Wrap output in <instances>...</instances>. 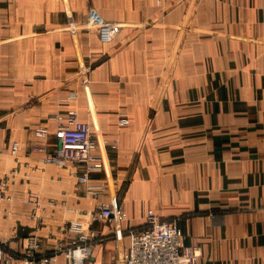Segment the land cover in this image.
Wrapping results in <instances>:
<instances>
[{"label":"crops","instance_id":"crops-1","mask_svg":"<svg viewBox=\"0 0 264 264\" xmlns=\"http://www.w3.org/2000/svg\"><path fill=\"white\" fill-rule=\"evenodd\" d=\"M149 2L137 18L152 25L131 32L138 34L141 62L126 64L140 67L141 74L122 81L164 87L155 89V104L142 105L139 117H129L122 130L116 129L117 112L97 105L95 156L104 167L91 173L90 185L105 191L91 204V229L99 237L85 264H122L130 234L143 227L149 211L176 221L183 246L198 251L196 264H264V0H188L186 11L156 10ZM51 3L0 0V147L7 146L9 127L14 132L45 126L53 134L58 116L72 106L73 100L63 99L69 95L66 86L36 83L35 43L13 41L20 13L35 18L50 13ZM151 68L157 71L148 74ZM124 97L131 98V91ZM76 106L84 121L82 104ZM33 143L57 147L55 137L25 147ZM43 157L38 152L37 158H17L36 164L39 168L27 173L43 181L14 183L0 204V241L9 248L3 247L5 255L13 256L10 264H22L23 240L35 233L29 195L38 193L46 213L52 176L60 172L63 183L76 172L45 164ZM9 160L0 158L1 172L12 170L5 165ZM80 190L83 201L86 186ZM103 202L117 205L125 220L116 226L97 219L95 207ZM56 246L49 239L41 253L50 256ZM53 264L68 263L59 253Z\"/></svg>","mask_w":264,"mask_h":264},{"label":"rangeland","instance_id":"rangeland-1","mask_svg":"<svg viewBox=\"0 0 264 264\" xmlns=\"http://www.w3.org/2000/svg\"><path fill=\"white\" fill-rule=\"evenodd\" d=\"M149 1L156 10H188V0ZM144 4H146L145 0H52L50 13L43 12V14H37L35 18H31V16L27 18L25 10V13L21 12L20 17L15 20L18 23L19 31L15 35L14 43H35L36 61L32 76L36 83L50 84L52 89L66 86L69 95L63 99L68 102L73 100V102L69 104L72 106L65 117L68 113H74L79 121L87 123L91 128L90 136L94 145L96 134L93 115L96 114L97 105L105 111L117 112L115 116L116 129L122 130L129 124V117H139V108L142 105L155 104V89L164 87L162 83L151 82L140 85V81L133 84H130L129 81L128 83L122 81L124 78L134 79L129 75L131 73L141 74L140 67L126 66V64L131 61L133 63L141 62L139 44L135 45V43H139L138 34L131 36V32L135 29L141 31V28L152 25L150 21L137 18ZM161 4L162 6H160ZM202 4L197 1V6L201 7ZM24 7L26 9V5L20 6L21 9ZM133 40L135 42H132ZM22 53L19 51L17 55L20 56ZM125 59H128L127 63H125ZM156 71V68L147 70L148 74H154ZM125 91L128 94L131 91L132 97H124ZM108 94H111L112 97L108 98ZM76 102L82 104L84 110L82 109L80 112L84 111L86 117L84 121L78 117L80 114ZM122 120H126L127 123L122 124ZM4 122L7 126L8 119H4ZM22 129L11 132L13 130L9 127L4 142L7 146L0 147V158H10L5 165L6 168L12 167V170L0 171L2 204L7 200L6 194L14 183H27L31 179H36V183L43 181V179L39 181L34 177L35 175L27 173L36 171L39 168L36 164L28 161L20 163L17 158H37L38 152L34 151V147L45 148L44 157L47 154H53L56 150L55 147L50 149L46 145L40 146L35 143L25 147L27 142H35V139L45 140L48 143L55 136V131L52 134L45 126H35L31 130ZM15 144H17L16 150L13 149ZM57 166L64 168L63 170L67 168L77 172L82 170V166L78 163H63ZM103 167L102 163V169ZM60 175V172H56L52 176L53 181H50L53 184L51 192L53 196L48 201L49 206L46 208V213L43 202L39 203L38 201V193L29 195L28 202L33 203L35 209L32 217L34 221L33 224L31 223L30 229L35 233L31 236L38 239L37 257H44L41 253L42 249L47 241L52 239L57 246L55 250L51 251L53 253L50 256L63 254V252L57 251L59 249H74L80 245L86 250V254H84L86 257L80 264H85L91 256L88 248L99 237L97 232L98 237H90V233L93 231L90 219L94 210L91 204L97 200V196L88 192L87 195L85 192L86 196L84 195L85 199L82 201L83 193L80 189L84 184L78 181L76 174L73 173V177L71 175L65 177L63 183L60 182ZM63 185L64 187H62ZM100 187L104 192L105 187ZM98 205L95 207L97 209L95 215ZM117 208L120 209L118 206ZM149 212L154 214L152 211ZM121 213L125 217L108 222H116L115 225L118 226L117 224L126 218V214L123 211ZM1 214L0 216H2ZM145 223L146 219L142 226ZM173 223L177 225L175 220ZM83 236L88 237L84 243L80 239ZM1 243L0 241L3 251L4 248L5 250L9 249L4 243ZM19 254L20 258L24 257L23 250ZM4 260L3 262L7 264V254Z\"/></svg>","mask_w":264,"mask_h":264},{"label":"built area","instance_id":"built-area-1","mask_svg":"<svg viewBox=\"0 0 264 264\" xmlns=\"http://www.w3.org/2000/svg\"><path fill=\"white\" fill-rule=\"evenodd\" d=\"M59 124L55 130V140L58 146L53 154L42 158L46 164L61 165L63 163H78L82 170L75 172L78 181L86 186L87 192L93 195L102 192V188L90 185L91 172L102 169L100 158H95L96 145L91 140L89 125L77 119L74 113L58 117ZM126 124V120L121 121ZM43 135V133H40ZM17 149V144L13 146ZM34 151L46 153L45 148L34 147ZM0 189V204L2 200ZM212 220H221L220 217L210 215ZM125 217L114 204L102 203L98 206L96 218L112 221ZM91 238L98 237L95 231L90 233ZM82 243L88 237L80 238ZM24 257L20 258L22 264H52L54 256L37 257L39 248L38 239L28 236L21 245ZM63 252L68 264H80L86 256L85 247L80 245L74 249L57 250ZM6 256L0 247V259ZM199 257L195 247L183 246L182 232L173 221L160 220L149 212L145 225L140 230L130 234V245L120 258L122 264H196ZM12 256H8L7 264Z\"/></svg>","mask_w":264,"mask_h":264},{"label":"bare ground","instance_id":"bare-ground-1","mask_svg":"<svg viewBox=\"0 0 264 264\" xmlns=\"http://www.w3.org/2000/svg\"><path fill=\"white\" fill-rule=\"evenodd\" d=\"M157 1H161V0H157ZM89 128H90V126H89ZM90 135H91V128H90ZM95 145H96V150H97V148H98V144L97 143H95ZM57 146H58V143H57ZM54 152V151H53ZM95 156V155H94ZM95 158H97L96 156H95ZM100 161H101V158H100Z\"/></svg>","mask_w":264,"mask_h":264}]
</instances>
